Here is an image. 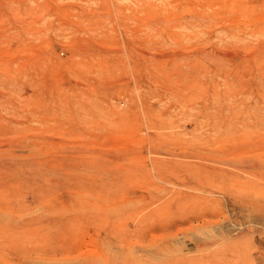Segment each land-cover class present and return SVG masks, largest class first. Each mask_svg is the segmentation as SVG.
<instances>
[{
	"label": "rangeland",
	"instance_id": "1",
	"mask_svg": "<svg viewBox=\"0 0 264 264\" xmlns=\"http://www.w3.org/2000/svg\"><path fill=\"white\" fill-rule=\"evenodd\" d=\"M172 260L264 264V0H0V264Z\"/></svg>",
	"mask_w": 264,
	"mask_h": 264
},
{
	"label": "bare ground",
	"instance_id": "2",
	"mask_svg": "<svg viewBox=\"0 0 264 264\" xmlns=\"http://www.w3.org/2000/svg\"><path fill=\"white\" fill-rule=\"evenodd\" d=\"M261 80H262V79H261ZM88 227H89V226H88ZM107 233H108V232H107ZM112 236H113V235H112ZM116 238H117V237H116ZM122 241H123V240H122ZM144 242H145V241H144ZM167 242H168V241H167ZM167 242H166V241H163L162 243H163V244H168L169 242H168V243H167ZM157 244H158V243H157ZM110 245H111V244H110ZM113 245H114V244H113ZM114 246H115V245H114ZM122 246H123V245H122ZM122 246H121V247H122ZM154 246H155V245H154ZM160 246H161V245H160ZM163 247H164V246H163ZM168 247H169V246H168ZM172 247H174V246L172 245ZM164 248H165V247H164ZM117 249H118V248H117ZM166 249H168V248H166ZM158 250H159V249H158ZM160 250H161V249H160ZM163 252H164V251H163ZM167 252L169 253V249H168ZM64 253H65V252H64ZM66 253H67V252H66ZM158 253H159V252H158ZM120 254H121V253H120ZM172 254H173V252H171V256H172ZM71 255H72V254H71ZM161 255H162V254H161ZM114 256H115V255H114ZM162 256H163V255H162ZM171 256H170V257H171ZM82 257H83V256H82ZM123 257H124V256H123ZM163 257H164V256H163ZM166 257H167V256H166ZM172 257H174V256H172ZM68 258H69V257H68ZM108 258H109V257H108ZM131 260H132V259H131ZM133 260H134V259H133ZM133 260H132V261H133ZM184 260H185V259H184ZM190 260H191V259H190ZM86 261H87V260H86ZM125 261H126V260H125ZM132 261H131L130 263H133ZM151 261H152V260H151ZM168 261H169V260H168ZM172 261H173V260H172ZM122 262H123V261H122ZM122 262H121V263H122ZM188 262H189V261H188ZM79 263H80V262H79ZM114 263H115V262H114ZM127 263H128V262H127ZM145 263H146V262H145ZM182 263H185V261H183V260H182V261H180V260H175V261H173L172 263H169V264H182ZM186 263H187V262H186ZM116 264H117V263H116ZM187 264H188V263H187Z\"/></svg>",
	"mask_w": 264,
	"mask_h": 264
}]
</instances>
